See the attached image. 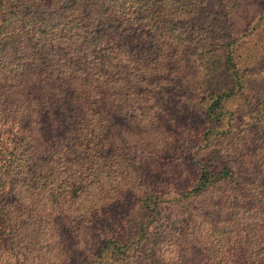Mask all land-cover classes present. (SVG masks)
I'll use <instances>...</instances> for the list:
<instances>
[{"label": "trees", "instance_id": "obj_1", "mask_svg": "<svg viewBox=\"0 0 264 264\" xmlns=\"http://www.w3.org/2000/svg\"><path fill=\"white\" fill-rule=\"evenodd\" d=\"M264 0H0V264H264Z\"/></svg>", "mask_w": 264, "mask_h": 264}, {"label": "rangeland", "instance_id": "obj_2", "mask_svg": "<svg viewBox=\"0 0 264 264\" xmlns=\"http://www.w3.org/2000/svg\"><path fill=\"white\" fill-rule=\"evenodd\" d=\"M264 39V32L259 35L253 36L250 41H247L243 44L239 50L241 57H245L250 52L254 51L256 54L260 53V49L258 46L262 45V41Z\"/></svg>", "mask_w": 264, "mask_h": 264}]
</instances>
